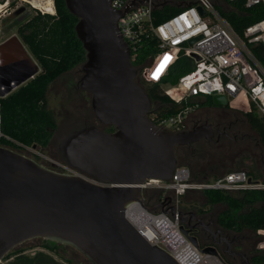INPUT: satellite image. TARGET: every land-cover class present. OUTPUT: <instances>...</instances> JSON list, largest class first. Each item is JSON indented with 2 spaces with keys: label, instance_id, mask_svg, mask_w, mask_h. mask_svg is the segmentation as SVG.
Here are the masks:
<instances>
[{
  "label": "water",
  "instance_id": "obj_1",
  "mask_svg": "<svg viewBox=\"0 0 264 264\" xmlns=\"http://www.w3.org/2000/svg\"><path fill=\"white\" fill-rule=\"evenodd\" d=\"M64 1L77 18L75 33L86 52L78 87L89 94L94 121L62 132L54 148L60 160L95 182L0 145V259L25 241L42 239L71 245L92 264H180L166 249L149 244L124 210L140 202L172 217L192 215L165 206L167 197L147 205L142 185L149 179L170 180L178 164L176 148L200 139L211 141L212 128L201 124L166 131L149 120L154 104L136 81L138 70L117 27L129 5L122 13L109 0ZM7 48L6 52L0 48V96L24 84L37 70L24 49ZM211 101L228 105L225 95H212ZM179 229L202 253L220 258L210 245L199 248L183 225Z\"/></svg>",
  "mask_w": 264,
  "mask_h": 264
},
{
  "label": "built area",
  "instance_id": "obj_2",
  "mask_svg": "<svg viewBox=\"0 0 264 264\" xmlns=\"http://www.w3.org/2000/svg\"><path fill=\"white\" fill-rule=\"evenodd\" d=\"M109 3L122 13L127 5L130 6V10L118 18L117 27L128 46L131 62L138 61L146 43L156 40L153 53L147 56L144 63L134 65L138 70L136 81L146 84L167 82L170 69L181 60L187 61V70L176 83L162 89L172 100L180 103L181 108L171 115H160L153 108L148 113L153 124L166 131H182L186 129L188 117L201 105L197 99L212 95H225L232 107L252 111L264 121V63L253 52V47L258 45L264 51V17L246 26L243 34L239 35L218 9L220 0H109ZM244 4L247 7L258 6L264 11V0H244ZM166 6L181 9L154 23V9ZM40 12L44 14L46 11ZM192 38L196 40L190 44ZM1 138L11 140L1 129L0 106ZM15 143L28 155H33L56 171L95 182L36 146ZM142 187L144 191H163L159 199L163 201L168 193H174L172 206L177 209L180 198L190 190H264V180L253 179L245 170L239 169L199 182L191 179L187 166L177 165L170 180L149 179ZM124 214L149 244L166 249L180 264H200L202 258H214L219 264H225L217 256L202 253L183 235L177 215L172 217L160 209L150 211L140 202H132ZM257 233L255 247L264 253V229ZM180 254L182 260L177 256Z\"/></svg>",
  "mask_w": 264,
  "mask_h": 264
},
{
  "label": "trees",
  "instance_id": "obj_3",
  "mask_svg": "<svg viewBox=\"0 0 264 264\" xmlns=\"http://www.w3.org/2000/svg\"><path fill=\"white\" fill-rule=\"evenodd\" d=\"M54 7L56 15L37 13L18 29L22 41L39 62L40 70L29 81L0 97L1 129L3 134L11 139L1 138L0 145L15 150L19 148L15 142L35 145L42 150L50 148V139L57 127V121L54 112L48 107V86L66 72L78 68L85 61L86 52L75 33L77 18L67 9L64 0H54ZM217 7L239 35L243 34L246 26L264 17V11L260 7H247L244 0H220ZM180 9L181 7L175 6L157 7L153 11V21L159 23ZM155 43V39L146 43L138 61H132L133 65L144 63L147 56L155 50ZM253 52L264 63L263 48L260 45L254 46ZM185 62L181 60L170 69L168 77L170 83H176L178 77L187 70ZM137 82L144 87L154 107H159L157 111L160 115H171L181 108L180 103L163 92L160 83ZM68 95L70 98L74 95L73 86L68 90ZM206 100L211 102V97L208 96ZM206 100L200 104L208 102ZM241 111L245 113L256 131L262 129L263 133H260L259 142L264 148V121L252 111ZM255 150L256 155L252 153V150H247L244 146L227 139L212 144L194 145L192 149L181 146L176 148L177 165L187 166L192 180L204 182L229 171L244 169L245 159H250L252 165L249 168L246 167L247 171L244 170L252 177L260 176L255 163L262 155L258 147ZM55 156L58 157L57 153ZM201 194L200 205H209L210 208L222 206L217 210L218 226L225 231L244 234L245 239L252 246H256L257 231L264 229L263 189H247L238 192L205 189L201 191ZM187 198L188 193L182 197L179 204L186 207ZM194 204H199V201L195 199ZM43 245L49 250H56L58 247L55 242L43 241ZM66 260L73 262L70 258ZM263 261L264 257L256 259L258 264ZM10 264L59 263L47 253L37 252L33 256L18 255Z\"/></svg>",
  "mask_w": 264,
  "mask_h": 264
},
{
  "label": "flooded vegetation",
  "instance_id": "obj_4",
  "mask_svg": "<svg viewBox=\"0 0 264 264\" xmlns=\"http://www.w3.org/2000/svg\"><path fill=\"white\" fill-rule=\"evenodd\" d=\"M22 1H24L25 4L27 5L30 4V6L33 9H37L39 10V12L41 10H44V9H41L37 5L36 2L31 3L30 0H22ZM2 4L3 3H1L0 5ZM5 6H8L6 7V10H8L11 7L13 8L15 6V9H14L15 15H17L18 12H21L22 17L16 19L17 21L19 20L20 22L15 21L14 23L15 25H17L16 35L14 34V35L8 36L4 40L0 41V48L4 46L6 47L9 46L12 49L14 48L24 49L26 53L30 56V58L37 65V70L31 76V78H33L39 72L40 65H39V62L34 58V56L29 51L28 46L22 41L21 36L19 35L18 29L21 25H23L29 18H31L34 15L28 18L29 11H24L25 10L24 6L18 7L17 0H12V1L6 0ZM51 6L53 9V12L47 13V14L56 15L55 7H54V0H51ZM39 12L37 11L36 14ZM80 67L81 65L75 70L77 74H79V77L81 76ZM74 75L76 76V74ZM78 79L75 84L74 83L64 84V86L60 89L61 91L60 97L64 98L67 101H71L70 95H68V90L71 88V86H73L74 92L77 91L76 92L77 94L73 95L72 97L75 96V98H78L79 104L77 105V104L72 103V111L68 112L66 110L67 111L66 114H61L59 116L60 123L57 122V127L55 131L53 132V135L50 139V145H52V151L54 152V154L57 153V155H58V152L54 148V145H55L54 143H55V138L58 135H60L64 131H67L71 127H75L76 125H79L81 123L83 124V123H89V122L94 121V117H93V114H92V111L89 105V94L81 90L78 87ZM51 85L52 84L48 86L47 95L49 93V87ZM78 107H80L79 108L80 110L78 111L79 117L76 116ZM201 109L203 110L197 113H194L192 117L187 119L186 129L191 128L193 126L201 125V124H210V127L212 128V140L208 141L207 139H200L199 141L195 142L194 144L190 146H183V147L192 149L194 145L212 144L220 140L227 139L228 141L232 143L239 144L240 146H244L247 150H252V153L254 155L257 154L255 149L256 147H258L260 150V154L264 155V148L262 144H260L259 142L260 133H263V131L262 129H260V131H256L249 123L243 111L235 109L229 103L226 106H218V105H214L212 101L211 102L208 101L206 102V104H203ZM100 127L105 131L113 130V128L110 126H100ZM36 160L39 161V159H36ZM39 162L49 167L45 162H42V161H39ZM163 194H164L163 191L157 190V189H149L147 191L143 190V199L147 205L154 206L163 201V200H159ZM166 197H167V200L165 202L166 203L165 206L171 207L173 203V195L168 193ZM177 210H180L185 213L193 212L192 215L184 214L181 217H179V226L183 225L185 229L189 230V236L194 237L196 239L199 248H203L208 245L214 247L220 254V259L224 263H227V264H236V263L237 264H258L256 263V259L258 257H261V258L264 257L263 255L264 253L261 252V250L257 249L256 247L252 246L251 243L246 242L244 237L234 232L225 231L223 228L218 226L217 209L214 211H211V209L201 210L199 208H191L189 205H186V207H183L182 205L179 204ZM47 242H52V241H47ZM55 243L57 246H61V245L70 246L68 244H62V243H57V242ZM15 250L16 249L13 248L11 251H9L1 259V264H4L3 261L13 258L12 255L10 254L14 252ZM230 251L241 252L242 254L231 255L229 254ZM18 255L19 253L15 254V257ZM14 259L15 258H13L12 261ZM70 260L73 261L72 258H70ZM7 264H10V262H8ZM79 264H90V263L89 262L84 263L80 261Z\"/></svg>",
  "mask_w": 264,
  "mask_h": 264
},
{
  "label": "rangeland",
  "instance_id": "obj_5",
  "mask_svg": "<svg viewBox=\"0 0 264 264\" xmlns=\"http://www.w3.org/2000/svg\"><path fill=\"white\" fill-rule=\"evenodd\" d=\"M12 1V0H10ZM31 3L32 2H36L37 5L44 9L47 13H52L53 9L51 6V0H30ZM5 2L6 0H0V4L3 3L2 5H0V41L4 40L5 38H7L8 36L11 35H16V27L17 25H15V21L16 22H20L19 20L17 21V18H21L22 14L21 12H18L17 15H15L14 9L15 6L11 9L9 8L8 10H6L5 6ZM17 6H24L25 10L24 11H29V16L35 15L36 12L39 10L37 9H33L30 4H25L24 1L22 0H17ZM169 6H166V8H168ZM46 12L44 14H46ZM40 13V12H39ZM42 14V13H40ZM77 68H74L71 71H68L67 73L63 74L61 76V78L57 79L55 82L52 83V85L49 87V93L47 95V99H48V106L49 108L54 112L55 117H56V121L58 123H60V119L59 116L61 114H66L67 111H72V103L74 104H79L78 98L72 97L70 100L71 101H67L64 98L60 97V89L64 86V84H72V83H76L77 79L79 77V74H77V72L75 71ZM73 74V76H72ZM76 74V76L74 75ZM169 77V76H168ZM168 80V79H167ZM170 83L169 81L167 82H162L160 84L161 88H165L166 86H169ZM173 85V84H172ZM179 90V89H177ZM77 92V91H76ZM74 92L76 95L77 93ZM73 100V101H72ZM206 104V103H205ZM202 105H200L197 110L194 111V113H197L203 109H201ZM80 107H78L77 109V113L76 116L79 117L78 111ZM152 108H154V106H152ZM67 110V111H66ZM194 113H192L188 119L190 117H192L194 115ZM93 121V120H92ZM187 124V121H186ZM17 151L19 152H24L21 148H17ZM28 152H24V154L27 155ZM43 153L47 154L50 157H54V158H58L57 156H55L54 152L52 151V145H50V148L48 149H44ZM30 157L37 159L36 157H34L33 155H29ZM40 161V160H39ZM250 159H245L244 165H246V167H250L252 164L250 162ZM263 159L261 160L258 158L257 163H255L256 167H258L257 169V173L260 174V176H262L264 174V163L262 162ZM246 167L244 168L246 171ZM233 169H238L237 167H233ZM242 169V168H241ZM242 169V170H244ZM259 175H253V179H261ZM214 179V178H212ZM169 194L173 195L174 193L170 192ZM191 195H194V193H191ZM199 201V199H198ZM200 202V201H199ZM182 203V201H181ZM219 207H214V208H210L211 211H214L216 209H218ZM178 221H179V217H178ZM246 240V239H245ZM43 241L42 239H33V240H29V241H25L21 244H19L18 246L15 247V251L12 252L10 255H12L13 258H15V254H27L30 256H33L34 254H36L37 252H44L47 253L48 255H50L57 263L59 264H79L80 261L84 262V263H90L92 264L80 251H78L76 248H74L73 246H66V245H61L56 247V250H49L47 249L44 245H43ZM246 242H248L246 240ZM245 242V243H246ZM260 256V255H259ZM13 258H10L9 260L3 261L4 264H7L8 262H11ZM67 258H72L73 262H69L66 259ZM237 264V263H236Z\"/></svg>",
  "mask_w": 264,
  "mask_h": 264
},
{
  "label": "crops",
  "instance_id": "obj_6",
  "mask_svg": "<svg viewBox=\"0 0 264 264\" xmlns=\"http://www.w3.org/2000/svg\"><path fill=\"white\" fill-rule=\"evenodd\" d=\"M166 8V7H165ZM208 96H205V97H200V98H198L197 100H199L200 101V103H202V102H204L205 100H206V98H207ZM263 159V163H264V155H262L261 156V160ZM250 176V175H249ZM251 177V176H250ZM260 180H264V174L262 175V176H260ZM201 191L202 190H190V191H188L187 193H188V198H187V201H188V203H187V205H189L191 208H199V209H201V210H206V209H209L210 208V206L209 205H200V202H199V204H197V205H195L194 204V201H195V199H199V198H201L200 196L202 195L201 194ZM229 192H238V191H229ZM191 193H194V195H191L190 196V194ZM186 195V194H185ZM184 195V196H185ZM184 196H182V197H184ZM182 197L180 198V200L182 199ZM200 201V200H199ZM219 208H221L222 206H218ZM218 210V209H217ZM239 235H241L242 237H244V234H239ZM245 238V237H244ZM261 264H264V263H261Z\"/></svg>",
  "mask_w": 264,
  "mask_h": 264
},
{
  "label": "bare ground",
  "instance_id": "obj_7",
  "mask_svg": "<svg viewBox=\"0 0 264 264\" xmlns=\"http://www.w3.org/2000/svg\"><path fill=\"white\" fill-rule=\"evenodd\" d=\"M7 50H8V48L6 46H4L3 51L6 52ZM177 256H178L179 260H182V254L177 255ZM199 262H200V264H219L214 258H206V259L202 258L199 260Z\"/></svg>",
  "mask_w": 264,
  "mask_h": 264
}]
</instances>
